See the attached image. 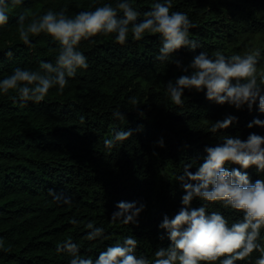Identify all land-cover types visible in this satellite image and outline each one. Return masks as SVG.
I'll return each mask as SVG.
<instances>
[{
    "label": "trees",
    "instance_id": "1",
    "mask_svg": "<svg viewBox=\"0 0 264 264\" xmlns=\"http://www.w3.org/2000/svg\"><path fill=\"white\" fill-rule=\"evenodd\" d=\"M154 2L132 0L141 13L138 20ZM102 3L115 0H25L0 27V79L17 67L35 70L41 60L54 61L58 53L50 35L30 37L32 47L19 39L16 18L25 9L37 15L66 10L74 16ZM170 11L187 13L196 25L190 38L199 47L176 53L184 66L201 51L231 55L259 48L264 54V0H173ZM159 46V34H145L139 41L129 34L124 45L114 41V34H98L81 41L89 68L70 79L63 93L50 89L39 104H21L14 92L0 96V238L11 249L0 251V264H68L70 257L58 253L57 245L69 237L81 245V255L95 259L108 245L133 236L137 255L152 258L159 247L170 244L158 225L165 214L171 218L182 206L185 192L175 175L183 164L194 162L190 171L195 172L203 163L205 146L222 143L220 135L264 136V128L247 127L256 117L264 120L255 106L252 111L237 110L188 89L183 105H174L165 95L166 82L191 70L184 73L175 64L156 61ZM259 67H264V56ZM116 109L125 112L123 122L112 118ZM227 114L237 116L238 122L217 135L207 131ZM141 125L143 129L123 144L111 152L105 149L103 141L114 128ZM161 137L163 148L154 143ZM244 171L253 182L264 178L255 166ZM51 190L70 197L71 204L58 203ZM133 200L147 205L139 222H113L117 202ZM200 205L193 201V207ZM208 211H220L230 222L240 218L218 205ZM73 217L78 224L70 223ZM88 222L103 226L106 239L84 240ZM258 255L254 251L252 259Z\"/></svg>",
    "mask_w": 264,
    "mask_h": 264
},
{
    "label": "clouds",
    "instance_id": "2",
    "mask_svg": "<svg viewBox=\"0 0 264 264\" xmlns=\"http://www.w3.org/2000/svg\"><path fill=\"white\" fill-rule=\"evenodd\" d=\"M25 0H0V27L8 24L10 13L23 5ZM173 0H155L149 11L141 13L133 6L132 0H115V3H102L94 10L80 11L74 16L66 10H48L42 15L30 9L21 12L16 22L19 39L29 47L33 46L30 37L41 33L50 35L59 45L54 61L41 60L37 69L15 68L12 74L0 79V96L15 93L21 104H39L45 100L50 89L63 93L78 72L89 68L87 56L80 50L81 41L99 35L114 34V41L126 44L129 34L135 41L145 34H159L160 46L155 60L175 64L185 74L166 82L165 95L177 106L184 103L185 89L203 92L206 99L242 110L245 107L264 114V70L258 66L262 62L259 48H249L243 54L226 55L221 51L213 54L201 51L187 66L177 58V50L187 48L195 51L199 44L190 38V29L196 25L188 14L170 11ZM11 58L13 52L7 51ZM133 104L135 100L131 101ZM143 116V112L140 113ZM113 119L123 122L125 112L116 109ZM238 117L227 114L223 119L212 122L207 131L213 135L227 129ZM264 128V120L259 117L248 123V128ZM139 129L114 128L103 144L107 151L123 144ZM222 143L205 146L203 163L195 172L190 171L194 162H186L175 175L181 182L185 194L181 197V207L177 214L163 216L158 227L165 230L170 241L167 247H159L152 258L137 255L138 241L133 236L110 244L95 259L81 255V245L66 238L57 245L58 253L70 257L68 264H264V178L254 182L247 171L252 166L264 174V136L255 132L246 139L240 136L220 135ZM163 148V137L154 142ZM226 165H239L228 167ZM51 194L58 203L71 204V198L63 193ZM201 205L193 207V201ZM218 205L225 210H234L239 219L230 222L220 211H208ZM147 205L139 201H119L112 215L113 222L137 224ZM76 225L77 219L70 218ZM89 230L84 235L86 241L103 240L105 228L88 222ZM163 238V237H162ZM0 238V251L9 252ZM259 255L252 259V253Z\"/></svg>",
    "mask_w": 264,
    "mask_h": 264
},
{
    "label": "rangeland",
    "instance_id": "3",
    "mask_svg": "<svg viewBox=\"0 0 264 264\" xmlns=\"http://www.w3.org/2000/svg\"><path fill=\"white\" fill-rule=\"evenodd\" d=\"M258 68H259L260 70H264V67H259V66H258Z\"/></svg>",
    "mask_w": 264,
    "mask_h": 264
}]
</instances>
